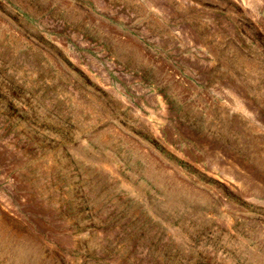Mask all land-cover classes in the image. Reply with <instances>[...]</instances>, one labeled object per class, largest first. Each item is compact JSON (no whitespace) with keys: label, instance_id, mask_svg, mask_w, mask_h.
<instances>
[{"label":"rangeland","instance_id":"rangeland-1","mask_svg":"<svg viewBox=\"0 0 264 264\" xmlns=\"http://www.w3.org/2000/svg\"><path fill=\"white\" fill-rule=\"evenodd\" d=\"M0 264H264V0H0Z\"/></svg>","mask_w":264,"mask_h":264}]
</instances>
